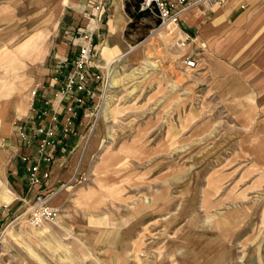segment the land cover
I'll return each instance as SVG.
<instances>
[{
  "label": "rangeland",
  "instance_id": "obj_1",
  "mask_svg": "<svg viewBox=\"0 0 264 264\" xmlns=\"http://www.w3.org/2000/svg\"><path fill=\"white\" fill-rule=\"evenodd\" d=\"M67 5L0 0V102H8L4 118L18 133L45 65L21 57L19 48L43 37L48 54L67 22ZM134 21L127 29L130 52L101 62L94 49L98 67L91 70L104 77L93 83L97 96L86 101L93 107L79 139L88 178L61 181L45 192L61 200L54 222L35 227L20 217L44 191L27 195L37 184L27 170L24 190L13 172L24 155L15 163L0 119V264H264L262 107L247 105L245 91L231 89L234 72L201 44L180 47L153 15ZM38 29L47 34L37 35ZM255 40L262 48L235 55L225 50L235 72L245 74L247 57L264 51V37ZM187 54L196 67L185 63ZM21 77L32 85L19 89L12 82ZM113 182L118 193L111 197L104 187ZM8 189L13 193L6 201ZM156 192L161 199L154 206L134 208L145 193Z\"/></svg>",
  "mask_w": 264,
  "mask_h": 264
},
{
  "label": "crops",
  "instance_id": "obj_2",
  "mask_svg": "<svg viewBox=\"0 0 264 264\" xmlns=\"http://www.w3.org/2000/svg\"><path fill=\"white\" fill-rule=\"evenodd\" d=\"M97 1L66 0L65 4H68L67 9L69 10L67 11V22L51 43L46 57L41 61L45 65L39 75L36 89L33 90L34 93L30 98L26 113L21 114L20 122L25 123L24 127L28 133H32L39 123L49 125L56 121L60 124V144L57 146L54 160L41 161V173L49 171L47 172L50 173L49 177H43L41 182L32 189L29 187L28 196L32 190L48 192L54 185L57 187L61 181L77 177V181L82 183L80 177L83 174L87 177L84 168H87L88 161L81 163L84 150L80 151L79 139L85 137L84 128L87 124L85 114L93 106L90 105L91 102H86L89 100L87 98L80 103L75 100V96L64 92L62 81L74 67L78 37L86 29L94 32L93 49L100 54L101 62L105 58L121 57L132 49V42L127 37V29L132 20L126 10L127 0H105L103 14L96 17ZM169 1L174 3L177 9L180 8L179 0ZM180 18L183 29L198 33L197 37L193 38L190 47L196 48L198 44H201L208 54L228 64L234 72V79L230 81L233 84L231 89L245 91L243 98L249 100L247 105L262 107L260 112L264 111V51L254 52L247 57L250 62H248L245 74L237 70L235 72L233 63L226 60L232 56H226L224 53L228 48L230 54L234 55L246 48H262L260 44H256L258 41L255 38L262 40L264 37V1L225 0L223 5L213 8H207L203 3H199L183 12ZM36 32L37 35H42L45 31L38 29ZM211 46L221 48L220 52L216 53ZM91 71L99 72L96 69ZM93 87L98 86L94 84ZM77 95L82 96V93H77ZM10 121L9 117H5L1 122V135L5 141L4 144L9 145L10 150L14 152L11 156L14 157L15 163H20L22 154L38 161V139L33 137L30 145L25 142L23 144L21 135ZM68 121L71 125L68 131H64L63 125ZM24 162L20 167L14 164L13 172L20 174V178L24 180L25 190L29 186V173L27 172L28 163ZM59 201L61 200L52 198L55 205H58Z\"/></svg>",
  "mask_w": 264,
  "mask_h": 264
},
{
  "label": "built area",
  "instance_id": "obj_3",
  "mask_svg": "<svg viewBox=\"0 0 264 264\" xmlns=\"http://www.w3.org/2000/svg\"><path fill=\"white\" fill-rule=\"evenodd\" d=\"M225 0H179L180 8L169 0H141L140 10H146L150 15L156 17L159 21L160 28L169 30L175 37H177V44L180 47L190 46L193 37L181 27V14L199 3H203L207 8L219 7L223 5ZM105 9V0H98L96 2L95 16L98 17L103 14ZM98 15V16H97ZM79 45L80 50L74 59V67L70 70L65 79L62 81L63 91L72 96H75L77 102H84L86 98L94 100L97 96V90L93 87L94 82L103 81V75L93 73L91 68L97 65L94 64V32L91 29H86L80 34ZM185 63L194 68L197 65V60L194 55L187 54ZM108 77L104 84L103 95L108 90ZM82 93V96L77 95ZM71 122L63 125L64 131H68ZM19 134L21 140L27 145L31 144V138L38 139V154L39 160H35L27 155L23 156V161L28 163V171L30 172V183L33 185L41 182V179L49 177L48 173H41V161H52L55 158L57 146L60 144V124L53 121L46 125L39 123L32 133H28L23 125L19 126ZM57 192L53 193L55 195ZM50 193L38 192L35 194L31 204L28 205L27 210L24 211L20 217H24V221L31 226L40 227L45 223L54 222L61 214V207L53 204Z\"/></svg>",
  "mask_w": 264,
  "mask_h": 264
},
{
  "label": "bare ground",
  "instance_id": "obj_4",
  "mask_svg": "<svg viewBox=\"0 0 264 264\" xmlns=\"http://www.w3.org/2000/svg\"><path fill=\"white\" fill-rule=\"evenodd\" d=\"M61 1L63 4H65V2H66V0H61ZM132 49H134V46L132 47ZM19 51H20L21 57H25V58L31 60L32 62L36 63L37 61H42L46 57L47 51H48L47 42H45L43 40V37L37 36L33 39L31 38L29 41H26L19 48ZM20 62H22V60H20ZM114 81H116V79ZM12 83L14 85H16L19 89L21 88L23 90V89L29 87L30 85H32V79H30L29 77H27V78L21 77V78H19L18 82H12ZM33 93H34V91H32V95L30 96V98L33 96ZM7 105H8V102H6V101L2 100L0 102V119L4 118V116L7 114ZM107 107H108V105H107ZM126 165H127V162H124L123 164L120 165V168L124 170L127 167ZM116 173H120V172H116ZM214 183L215 182L213 181L211 184L214 185ZM117 187H118V184L113 182L111 185L105 186L104 190L107 192L109 191L110 196L114 197L118 193ZM12 193H13L12 190L8 189V194H6V197L4 199L6 201H8L10 194H12ZM158 199H161V195L158 194V192H156V194L145 193L141 197L140 203L136 207L134 206V208L137 209V208H141V207L154 206L158 202ZM225 221H228V220H225ZM226 223H228V222H226ZM44 232H49V230L46 228V230ZM38 234H43V232L39 231ZM240 263H242V261H240Z\"/></svg>",
  "mask_w": 264,
  "mask_h": 264
},
{
  "label": "trees",
  "instance_id": "obj_5",
  "mask_svg": "<svg viewBox=\"0 0 264 264\" xmlns=\"http://www.w3.org/2000/svg\"><path fill=\"white\" fill-rule=\"evenodd\" d=\"M140 2L141 0H133V1L127 0L126 1V10L132 18L129 24V27H132L135 24L134 20H138L144 15H149V13L146 10H140ZM133 8H134V11H133Z\"/></svg>",
  "mask_w": 264,
  "mask_h": 264
}]
</instances>
